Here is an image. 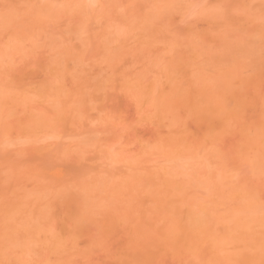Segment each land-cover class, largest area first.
<instances>
[{"label": "rangeland", "instance_id": "obj_1", "mask_svg": "<svg viewBox=\"0 0 264 264\" xmlns=\"http://www.w3.org/2000/svg\"><path fill=\"white\" fill-rule=\"evenodd\" d=\"M34 1L62 12L39 23L31 31L33 39H23L21 35V41H11L16 30L5 25L1 28L0 23V51L9 41L16 45L9 56L0 58V72L6 73L5 77L0 76V104L10 115V129L0 136V203L21 204L19 223L30 219L45 223L46 238L50 239L53 233L64 244L71 264H127L119 254L131 238L122 221L127 206L134 207V216L146 215L153 222L150 193L156 191L165 196L164 190L171 183L180 184L188 199L214 205L213 189L200 183H206L207 174L201 160L189 168L184 162L174 164L159 150V141L172 135L185 136L190 144L208 134L215 135L210 145L221 153L222 159L217 162L210 158L207 163L210 167L217 165L218 176L244 168L245 174L235 178L237 183L246 178L253 183L252 178H260L258 198L264 202L262 177L255 176L249 167H238L235 156L229 155L238 140L236 119L228 123L232 127L225 129L224 110L210 112L205 97L199 95V87L214 84L216 88L217 80L225 77L228 84L223 90L240 95L243 120L258 121L264 99L262 0H85L89 10L103 6L90 19L81 16L71 0ZM90 2L98 7H89ZM24 3L0 0V15L9 10L20 12ZM215 4L225 7L223 16L206 7ZM27 18L23 19L29 24ZM56 46L65 55L58 54ZM51 68L54 70L49 71ZM129 80L132 86L126 83ZM138 82L142 87L154 84L152 95L157 98L168 96L175 86L190 89L192 102L202 108L207 103V114L203 113L206 122L186 111H180L179 120L174 123L169 115L159 118L149 101L151 96L148 100L139 94ZM221 100L226 106L223 94ZM31 114L42 115L45 122L33 126L31 133L18 129ZM133 165L147 173L175 165L173 169L179 174L166 177L164 187H149L145 193L138 187L132 198L120 196L127 189L123 188L115 197L111 184L121 183ZM198 177L200 180H196ZM81 181L88 184L80 185ZM88 187H93L96 208L113 211L112 223L100 232L104 217L99 216L100 224L84 226V232L73 244L65 226L68 218L84 207ZM225 195L224 192L219 196ZM171 197H179V192ZM129 198L132 203L126 202ZM222 198L218 197L217 206L210 209L223 213L228 205ZM37 209L43 210L46 217ZM182 210L186 211V206ZM41 244L4 243L0 258L4 253L29 247L45 256V242ZM154 250L156 255L150 264L192 263L184 255H177L178 251L163 247ZM58 262L56 255H49V264Z\"/></svg>", "mask_w": 264, "mask_h": 264}, {"label": "bare ground", "instance_id": "obj_2", "mask_svg": "<svg viewBox=\"0 0 264 264\" xmlns=\"http://www.w3.org/2000/svg\"><path fill=\"white\" fill-rule=\"evenodd\" d=\"M24 1V7L21 8L20 12L17 11L18 13L22 12V14L14 12L15 15L13 11L9 10L0 15L1 28L6 26V28L9 27L16 30V32L13 30L11 41H21L22 39L19 37L21 35L23 39L31 40V31L33 33L37 26L40 25L39 23L49 21L62 12L61 10H54V8L41 7L34 0ZM70 4L79 9L81 16H88L86 19H90L92 13H97L95 12L97 11L96 9L99 8L98 11L103 10L102 5L98 8H91V10L87 9L88 5L85 0H71ZM151 14L153 15V13ZM21 16L24 19L28 17L27 20L30 25L27 21L26 24ZM23 23L25 28L23 27ZM21 25L24 32L20 30ZM28 29H32L30 30V34L27 33ZM262 32H264V29ZM26 35L28 38H26ZM11 41L1 49L0 58L1 56L3 58L9 56L11 54L9 52L13 48H16V45ZM57 51L58 54H64V51L62 52L60 49ZM232 59L235 58L232 57ZM52 70L54 69L51 68L49 71ZM3 74L5 77L6 73L0 72V76H3ZM203 78L201 77V79ZM197 79L200 78L198 77ZM226 79L224 77L217 80V84L215 83L216 88L213 87L214 84L210 85L212 87L207 85L209 88L207 86L199 87V95L205 97L209 104L210 112L213 110H224L227 115L225 121L227 126L225 125V129L228 130L229 127H232L228 123L236 119L238 124L236 131L238 140L232 146L229 155L235 156V163L238 167H249L255 176H261V154L264 152V99L261 103L262 109L258 121L255 123L244 121L242 116L243 105L240 104L239 93L236 94L229 89L223 90L224 86L228 84V81H225ZM51 80L53 81L52 78ZM141 80L139 78L138 81ZM52 81L49 84H52ZM126 83H130L131 85L130 80ZM198 84L200 85L199 81ZM139 86V91L141 92L139 94L141 96L148 97V100L150 96L152 97H150L149 101L151 102V106L156 108L159 118L169 115L174 123L179 120L178 113L186 111L191 115H196L198 120L206 122L207 117L204 114H207V103L202 108L199 104L192 102L190 99L192 92H190V89L184 90L182 88L183 85L173 87L168 96H159L158 98L156 95H152L154 84L151 83L142 87V84L138 82V88ZM55 91L60 90L57 89ZM222 94L226 100V106L222 105ZM67 104H64V107ZM9 117L10 115L3 108V104H0V136L7 133L10 129V124L8 123ZM44 122L42 115L31 114L20 124L18 129L23 128L27 133H31L33 126ZM46 125L48 126V124ZM232 132L234 133L235 130L233 129ZM214 139L215 135L211 133L205 139L193 142L192 144L188 142L185 136L175 135L159 141V150L170 161H174V164L178 165L180 162H184L189 168H192L194 162L201 160V164L204 165L205 169L204 174H207L205 175L206 183L204 181L200 183L210 186V190L213 189L214 193L212 195L215 198L211 202L214 205L206 206L196 198L188 199L183 194L180 184L173 186L171 183L164 190L165 196H161V192L152 191L150 193L152 206L149 212L155 215L153 222H149L146 215L134 216V207L132 205L127 206L125 209L127 212L123 214L122 221L131 238L125 249L119 253L125 257L127 264H150V260L152 257L155 258L156 255V253H153L155 252V247L178 251L177 255H184L186 258L192 260L190 264H261V261L264 260V255L261 253V241L264 239V212H262L264 202L258 198L259 186H257L260 178H252L253 183L250 182V178H246L249 182L243 179L237 183L235 182L237 172L224 176L228 174L226 171L218 176L217 174H220V170L217 165L210 167V164L207 163L210 158L215 159L217 162L222 159L220 157L221 153L212 149L210 145ZM174 166L172 165L171 168H160L155 173H147L143 170H138V165H133V169L126 173L121 183L111 184V192L117 197L121 189L127 188L121 192L120 196H131L132 198L133 190L138 187L141 188L142 193H145L149 187L153 189L164 187L166 177L179 174L178 170L173 169ZM217 176L220 177L219 180ZM198 179L200 180V177L196 178V180ZM242 182H245V184L242 185ZM87 184V181H81L80 183V185ZM100 184L105 185L106 182H98V185ZM92 191L93 187L86 188L84 195L86 200L83 201L84 207L78 214L69 217L68 223L65 226V230L73 244L76 242L75 239L84 232V226L100 224L99 216L102 215L104 217L103 222H101V224L104 223V226L100 227V232H103L112 223L110 215L113 211L96 208L94 206ZM174 192H179V197L172 198L171 196ZM224 192L226 195L222 196L223 198L219 196L220 194L224 195ZM218 197L226 199L224 202L228 205L223 213L210 209L217 206ZM131 198L126 200V202L132 203ZM181 203L185 204L183 206H186V211L182 210L183 206H178ZM37 211L42 213L43 217H46V213L43 210L37 209ZM21 213V204L13 202L8 204L0 203V247L4 243H13L14 241L20 242L23 246H29L37 241H39V245L41 246V243L45 242L46 255L37 254L36 250H32L31 247L27 250L16 249L12 250L10 254H2L0 264H30L32 260H35L33 262L35 264H49V255L52 254L58 257L59 264H71L67 259V249L64 244L59 242L53 233L50 234V239L46 238V224L34 219L25 220V223L21 224L19 223ZM52 231L49 230L48 232ZM41 237H45L46 239L40 240ZM30 256L35 257V259L32 257L31 259ZM28 258L31 260L29 261Z\"/></svg>", "mask_w": 264, "mask_h": 264}, {"label": "snow or ice", "instance_id": "obj_3", "mask_svg": "<svg viewBox=\"0 0 264 264\" xmlns=\"http://www.w3.org/2000/svg\"><path fill=\"white\" fill-rule=\"evenodd\" d=\"M262 3H264V0H262ZM89 7H98V5L95 4L94 2H90ZM206 7H210L214 12H216L220 16H223L226 12V9L223 5L215 4ZM261 60H262V65H264V33H262ZM261 95L262 97H264V79H262V84H261ZM245 172L246 170L244 168L238 169L237 178L244 175ZM261 176L262 179H264V152H262L261 154ZM262 212H264V209H262ZM261 253L262 255H264V239H262L261 241ZM261 264H264V260L261 261Z\"/></svg>", "mask_w": 264, "mask_h": 264}]
</instances>
